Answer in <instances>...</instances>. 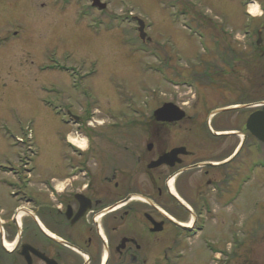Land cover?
<instances>
[{
  "label": "rangeland",
  "instance_id": "374dc122",
  "mask_svg": "<svg viewBox=\"0 0 264 264\" xmlns=\"http://www.w3.org/2000/svg\"><path fill=\"white\" fill-rule=\"evenodd\" d=\"M90 2L0 0V210L7 213L14 204L20 206L9 196L16 186L22 194L16 180L21 179L24 159L33 167L32 189L38 190L40 179L55 176L58 158L70 155L63 139L76 127L63 124L64 108L78 119L80 143L90 138L108 144L123 134H134L136 121L145 124L152 109L170 102L183 105L197 120L178 130L159 128L155 151L189 144L196 152L194 159L216 164L225 157L220 150L237 142V149L241 147V137L214 140L199 125L206 121L212 132H241L249 112L242 106H264V60L243 46L239 30L231 33L236 42L233 36V40L222 36V28L236 27L229 9L238 5L237 0H100L106 4L101 13L91 11ZM258 5L264 6V0ZM133 17L144 22L143 42ZM261 41L263 48L264 31ZM226 47L234 49L239 59L237 75L212 73L218 65L215 55ZM188 79L198 86L178 84ZM222 107L229 110L211 118ZM73 123L70 119L69 125ZM193 124L196 131L189 129ZM133 138L150 142L144 133ZM250 151L246 144L237 160L238 170L242 168L238 176H251L242 190L239 187L238 200L226 206L229 187L222 185V198L208 204L211 214L198 224L203 231L192 239H174L179 244L174 264H222L236 250L233 264H264V183L260 182L264 172L250 174L239 163L253 158ZM224 170L214 169L209 175L217 182ZM196 172L178 181L188 212L198 191L213 194L211 187H205L209 175L202 179ZM233 234L238 239H231Z\"/></svg>",
  "mask_w": 264,
  "mask_h": 264
},
{
  "label": "flooded vegetation",
  "instance_id": "af4514ba",
  "mask_svg": "<svg viewBox=\"0 0 264 264\" xmlns=\"http://www.w3.org/2000/svg\"><path fill=\"white\" fill-rule=\"evenodd\" d=\"M252 3L259 4L260 0H237L238 5L229 9L236 27L222 28V36L234 38L233 42H236L235 34L231 33L239 30L242 44H247L243 46L264 60L261 41L264 15L251 16L247 8ZM258 7L260 13H264V6ZM257 20L261 22L256 24ZM7 40L4 38V41ZM216 41L214 45L218 48ZM219 52L215 55L218 65L212 73L229 71L230 75H237L239 59L234 54L235 50L226 47ZM186 83L194 87L197 85L193 79H188ZM178 107L185 113L180 122L157 123L150 117L149 121H143L145 124L137 121L139 123L134 127L138 129L134 134H123L117 140L108 141V144L88 138L86 148L81 150L65 145L70 155L58 158L53 178L39 180L42 189H32L36 184L31 179L33 167L31 169L29 159H24L21 179L16 180L22 194L16 186L13 195L9 196L16 198L20 206L11 200L14 205L8 213L0 210V264H158L159 256L163 264H174L173 253L179 245L174 239H192L203 231L198 224L202 225L204 218L211 214L208 204L222 198V185L229 187V202L225 205L230 207L238 200L239 186L242 190V185L251 180L247 174L242 178L238 176L242 168L238 170L237 160L246 144L252 148L250 154L253 158L249 156L247 160H241L240 165L250 174L264 172V143L246 128L251 115H264V106H242L249 112L243 120L244 130L241 132H212L206 121L199 125L214 140L241 137V147L237 149V142L228 150H220L221 156L225 157L216 164L194 159L196 152H191L189 144L174 145L158 153L155 151L159 128L178 130L182 129V124L197 120L187 114L188 109L183 105ZM228 110L222 107L215 112L220 115ZM64 112L70 115L68 120L72 119V125H79L77 117L67 109ZM191 127L189 129L195 128L196 131V124ZM184 130L190 132L187 127ZM245 132L248 133L246 136H239ZM143 133L150 142L134 141L133 135L139 137ZM129 135L131 139L127 138ZM176 149L182 151L171 158L173 164L148 168L161 155ZM221 168L225 169L222 171L223 178L215 182L211 178L214 175L212 171ZM193 171L201 174L202 179L212 175L206 179L205 187H211L213 194L203 189L198 191L194 205H191L193 210L189 213L185 206L187 199H183L178 181ZM260 182L264 183V180ZM173 195L183 200L179 199L183 205ZM180 220L187 224L176 225ZM233 236L235 238L231 239H238L235 234ZM237 251L229 253L222 264H233ZM180 256L181 253L175 254V257Z\"/></svg>",
  "mask_w": 264,
  "mask_h": 264
},
{
  "label": "water",
  "instance_id": "95a60500",
  "mask_svg": "<svg viewBox=\"0 0 264 264\" xmlns=\"http://www.w3.org/2000/svg\"><path fill=\"white\" fill-rule=\"evenodd\" d=\"M92 7H97L99 10L105 9V5L101 4L99 0H92ZM138 22V34L139 38L143 41L145 37V33L143 32V22L140 20H137ZM218 112H215L214 114H217ZM153 116L155 117V121L161 122V123H172L177 122L183 119L184 114L174 105L172 104H164L160 109L156 110L153 113ZM246 128L247 130L258 140L264 142V115L258 116V115H251L247 122H246ZM148 149H150V146H148ZM182 150L176 149L169 153L161 155L156 161L149 164L148 168H156L161 165H171L173 164L171 162V158L174 156H177ZM179 204H181L180 201L177 200ZM182 205V204H181Z\"/></svg>",
  "mask_w": 264,
  "mask_h": 264
},
{
  "label": "clouds",
  "instance_id": "9594fccd",
  "mask_svg": "<svg viewBox=\"0 0 264 264\" xmlns=\"http://www.w3.org/2000/svg\"><path fill=\"white\" fill-rule=\"evenodd\" d=\"M248 11H249V13L252 16L264 15V13H260L259 12V7L258 6L254 7V8H249ZM84 141H85V144H86L87 143V138H84ZM9 251H11V249H9Z\"/></svg>",
  "mask_w": 264,
  "mask_h": 264
},
{
  "label": "bare ground",
  "instance_id": "6f19581e",
  "mask_svg": "<svg viewBox=\"0 0 264 264\" xmlns=\"http://www.w3.org/2000/svg\"><path fill=\"white\" fill-rule=\"evenodd\" d=\"M256 6H258L257 3H255V5L250 6L249 8H254V7H256ZM249 8H248V9H249ZM249 14H250V13H249ZM250 15H251V14H250ZM73 143L76 144V145H77L79 148H81V149L84 147V144H83V143H80V142L77 143L76 141H74Z\"/></svg>",
  "mask_w": 264,
  "mask_h": 264
}]
</instances>
